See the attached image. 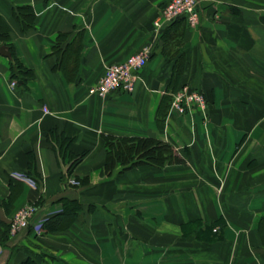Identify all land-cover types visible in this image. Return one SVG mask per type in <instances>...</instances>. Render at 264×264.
<instances>
[{
	"label": "crops",
	"instance_id": "crops-1",
	"mask_svg": "<svg viewBox=\"0 0 264 264\" xmlns=\"http://www.w3.org/2000/svg\"><path fill=\"white\" fill-rule=\"evenodd\" d=\"M169 1L0 0V264H264V0H200L195 26L157 30ZM144 46L132 92H90ZM12 51L29 74L12 76ZM185 85L205 109L169 105L159 125ZM109 135L162 140L180 161L107 171Z\"/></svg>",
	"mask_w": 264,
	"mask_h": 264
},
{
	"label": "built area",
	"instance_id": "built-area-1",
	"mask_svg": "<svg viewBox=\"0 0 264 264\" xmlns=\"http://www.w3.org/2000/svg\"><path fill=\"white\" fill-rule=\"evenodd\" d=\"M199 2L200 0H170L154 21L155 28L160 30L179 18H186L190 25L195 26L199 21ZM150 52V47L144 46L123 61L109 64L97 83L90 88V92L100 97H105L117 90L132 92L137 74L147 64ZM15 84L16 81L12 80L11 85L15 86ZM170 107L179 113H186L193 109L202 111L206 107V101L201 92L185 85L171 95ZM44 111L48 112L47 108H44ZM68 182L71 185L78 184L74 178L68 179ZM35 213L36 207L33 204L16 209L11 218V230L14 232L30 225Z\"/></svg>",
	"mask_w": 264,
	"mask_h": 264
},
{
	"label": "trees",
	"instance_id": "trees-1",
	"mask_svg": "<svg viewBox=\"0 0 264 264\" xmlns=\"http://www.w3.org/2000/svg\"><path fill=\"white\" fill-rule=\"evenodd\" d=\"M13 16L20 24L23 31L33 26L34 13L30 7L16 8L13 12ZM8 31L7 25L0 19V40H8ZM11 68L13 72L12 76L15 78H20L19 75L24 76L30 73V70L24 68L14 56L13 51ZM170 100L171 97H169L167 102L160 104L158 108L157 121L159 125L162 124L166 116ZM105 143V168L107 171H111L117 163H119L122 166V170H124L142 164L161 167L165 164L177 163L180 161L178 156L174 154L172 147L167 142L158 139L147 137H115L109 135L105 137ZM78 208L79 206H72L71 204L66 207L70 214H73ZM2 227L5 226L0 222V228ZM0 237L1 241H3L5 234H1Z\"/></svg>",
	"mask_w": 264,
	"mask_h": 264
},
{
	"label": "water",
	"instance_id": "water-1",
	"mask_svg": "<svg viewBox=\"0 0 264 264\" xmlns=\"http://www.w3.org/2000/svg\"><path fill=\"white\" fill-rule=\"evenodd\" d=\"M0 54L2 56H5V57H9L10 56V52L8 51L6 45H0Z\"/></svg>",
	"mask_w": 264,
	"mask_h": 264
}]
</instances>
